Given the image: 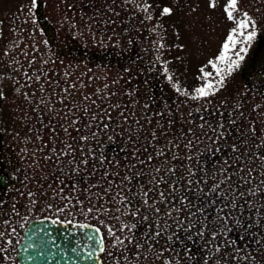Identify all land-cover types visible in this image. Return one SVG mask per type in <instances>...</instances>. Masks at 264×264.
Instances as JSON below:
<instances>
[{
    "label": "rangeland",
    "instance_id": "obj_1",
    "mask_svg": "<svg viewBox=\"0 0 264 264\" xmlns=\"http://www.w3.org/2000/svg\"><path fill=\"white\" fill-rule=\"evenodd\" d=\"M38 1L45 15L41 22L29 11L31 0H0V93L5 97L0 100V172L18 184L8 191V203L17 207L18 234L0 238V263L15 262V245L28 220L56 216L99 227L103 264H261L264 194L247 193L264 179L256 158L264 147H255L264 135V97L250 89L259 83L264 87V0L239 4L241 12L258 10L249 14L259 25L255 41L260 50L254 51V41L225 86L198 100L190 97L203 84L199 69L215 59L235 27L223 12L227 0H216L214 9L207 7L208 0H133L131 15L119 0L87 6L82 1L88 0ZM145 4L151 5L147 12ZM163 7H171L173 14L160 16ZM77 16H82L80 32L73 22ZM72 29L78 34L67 36ZM205 71L218 79L210 66ZM173 84L187 94H179ZM221 123L224 127H217ZM245 135L248 148L242 144ZM189 140L193 143L185 147ZM108 144L115 146L108 150ZM233 145L240 150L233 152ZM73 147H83L76 157L82 179L78 171L69 173L77 163L65 161ZM242 153L248 154L237 160ZM246 162L253 169L251 177ZM124 176L130 182L122 181ZM123 196L127 202H121ZM144 199L161 209L158 217ZM230 200L236 201L235 209ZM137 206L149 221L131 215ZM217 214L229 219L220 229L223 235L212 240V228L221 224ZM125 223L137 224V239L154 233L157 225L168 227L151 241V252L145 241L139 259L125 240V261L124 246L113 247L116 237L132 235L120 231ZM233 240L235 246L225 244ZM216 246L220 252L214 251Z\"/></svg>",
    "mask_w": 264,
    "mask_h": 264
},
{
    "label": "snow or ice",
    "instance_id": "obj_2",
    "mask_svg": "<svg viewBox=\"0 0 264 264\" xmlns=\"http://www.w3.org/2000/svg\"><path fill=\"white\" fill-rule=\"evenodd\" d=\"M125 2H128V0H125ZM239 4H240V0H227V4L224 6L223 8V12L226 15L227 19L229 21H232L233 23H235V27L233 29H231L226 37L225 42L222 44L219 54L215 57L214 60L210 59L207 61V65H205V67L210 66L213 69V72L215 73V77H218V79H214L213 78V73L210 72H206L205 71V67H201L199 69L200 73H201V79L203 80V84L200 87H196L194 89V95H192L190 98L193 100H198L201 98H206L210 95H215L221 88H223L225 86V80L228 76H231L232 73L234 71H236L237 69H239L241 67V63L245 60V57L248 54L249 48L252 46L253 42L256 40L257 35H258V28L259 25L257 23V21L247 12V11H240L239 8ZM38 6V0H31V5H30V12H33ZM151 7V5L149 4H145L143 10L145 12H147L149 10V8ZM207 7L209 9H214L216 8V0H208L207 2ZM193 11H195V9H193ZM173 14V9L171 7H163L160 11V16L162 17H167V16H171ZM148 19H151V16L148 17ZM33 23H35V21H33ZM178 35V34H177ZM161 47H163V45H161ZM177 47H181L180 45H177ZM229 53H232V55H229ZM165 72L167 73V68H165ZM169 81H172V76H168ZM173 87L175 88V90L181 94V95H186L187 93L185 91H182L179 87L178 84H173ZM17 91H19L17 89ZM26 95V94H25ZM5 99L3 93H0V100ZM118 107V105H117ZM85 112H87V109H85ZM121 115H123V113H121ZM92 120H96L97 117L95 115H93ZM234 122V121H233ZM73 125H76L78 123V121L76 120H72L70 122ZM157 123L159 124V121H157ZM91 127V126H89ZM109 127V125L105 124L103 126V130H107V128ZM203 127V126H201ZM217 127L219 128H223L224 125L221 123L219 125H217ZM77 131H80L79 128L76 129ZM68 128L65 127L64 128V132L68 133ZM213 131H216L215 128H213ZM70 135V133H69ZM93 136H96L97 133L93 132L92 133ZM222 137V133L219 134ZM153 137H155V132H153ZM80 139L82 141H87L88 137L81 135ZM109 139H111V137H109ZM260 140L262 143L260 144H256L255 147L257 149L264 147V135H262L260 137ZM193 143V141L189 140L188 143L185 145V147H189L191 144ZM243 147L248 148V144H249V138L247 135L244 136V139L242 141ZM68 147H71V145H68ZM219 149H217L218 151ZM240 149L236 146L233 145L232 146V151L233 152H238ZM249 151H251V149H249ZM162 154V153H160ZM248 153H242L240 157H237L236 159L239 160L242 158L243 155H247ZM59 158V157H58ZM190 158V157H189ZM257 159H259L262 163H261V173L264 174V154H260L258 156H256ZM101 159V163H103V158H99ZM71 163V161H70ZM83 164L87 165L89 163L88 160H83L82 161ZM245 170L247 171V175L249 177H251L253 169L247 167V162L245 164ZM157 173L161 171L160 168H157L155 170ZM168 171H171V169H168ZM142 175V173H136V176H140ZM158 178L157 177H153L152 180L156 181ZM162 179V178H160ZM241 179L245 180L246 183H248L249 185L252 184L251 179H245L244 177H241ZM122 181H129L130 182V178L128 176H124L121 177ZM221 183H223V181H221ZM120 187V186H118ZM217 187H219V185H217ZM105 191H107V189H105ZM151 191V190H149ZM248 195H251L253 197H259L260 195L264 194V179H260L259 183L255 186V187H250L249 191L247 193ZM116 195H120V193H117ZM145 196H148V192L146 191L144 193ZM160 197H161V202L164 201L165 199V194L164 192H160L159 193ZM239 195L241 197L245 196L246 194L241 192L239 193ZM128 198L126 196L121 197V202H127ZM142 203L144 205L147 206L148 210L151 212H154L157 217L160 215L161 213V209L155 204V203H149V201L147 199H144L142 201ZM229 204L231 205L232 208H236L237 204L235 200H230ZM252 205L251 203H249V208H251ZM223 210V209H222ZM91 211V209H90ZM175 211H180V209H175ZM257 211H259L257 209ZM141 214V209L140 207H136L135 210L131 213V215L133 217L136 216H140V219L142 221H149L151 218L149 217V215L147 213H144L143 215ZM168 216H171L172 213L169 212L167 213ZM189 219H191L189 217ZM217 219L221 221V224L219 227H213L212 228V240H216V238L220 235H223V233L221 232L220 229L225 227V224L228 222V217L224 216L221 217L219 214H217ZM152 223H156L155 220H152ZM237 224L240 223V220L238 219L236 221ZM195 225H191V227H194ZM168 225L165 224L164 228L161 229L159 225H157L156 227V231L154 233H149V232H145L143 234V239H137L135 236V229L137 228V224L136 223H125L120 231L123 232L125 231V229L127 230L128 233H131L132 235L130 236H126L123 239H121L120 237H116L115 238V243L113 244V247H119L121 245H123L124 247L121 249V255H123V258L125 261L129 260V257L127 255H124L125 252L129 251L128 249V245L125 244V240H127L128 244L133 245V247L136 250L137 253V259H139V250L144 247L145 241L149 243V246L147 248V251L151 252L152 251V247H151V241L155 240L156 238L160 237L163 233V231L167 230ZM202 227H207L206 225L202 224ZM250 227V225H249ZM185 231H189V229H184ZM99 231V230H97ZM110 234H111V230ZM227 231H231V229H227ZM114 235V234H113ZM199 235L204 236L205 232L201 231L199 232ZM191 238V237H189ZM88 239L90 241H94V243L96 245H99V251L103 252L104 251V247H103V241L99 240V239H95L92 236H89ZM173 239V236L169 235L167 237L168 241H171ZM241 239H243V237H241ZM256 244H260L261 241L259 239H256ZM225 244L228 246H235L236 241H225ZM73 252L76 251V249H72ZM215 252H220L221 249L219 246H216L214 249ZM237 251H239L237 249ZM264 251V250H261ZM89 258L92 257V255H94L93 252H89L88 253ZM191 258V257H189ZM245 259H247V257H245ZM257 259H259V253H258V257ZM165 264H168V262L166 261ZM205 264H208V261L205 260ZM261 264H264V261H261Z\"/></svg>",
    "mask_w": 264,
    "mask_h": 264
},
{
    "label": "water",
    "instance_id": "obj_3",
    "mask_svg": "<svg viewBox=\"0 0 264 264\" xmlns=\"http://www.w3.org/2000/svg\"><path fill=\"white\" fill-rule=\"evenodd\" d=\"M97 230L87 223L64 226L49 219H33L22 231L17 246L18 264H102L99 245L88 239L92 236L103 241ZM89 252L94 253L91 258Z\"/></svg>",
    "mask_w": 264,
    "mask_h": 264
},
{
    "label": "flooded vegetation",
    "instance_id": "obj_4",
    "mask_svg": "<svg viewBox=\"0 0 264 264\" xmlns=\"http://www.w3.org/2000/svg\"><path fill=\"white\" fill-rule=\"evenodd\" d=\"M75 2H77V0H75ZM100 2H103V3L104 2L105 3H116L117 1L116 0H104V1L103 0H92V1L88 0L87 2L82 1V3L86 4V6H87V4H93V3L94 4H96V3L99 4ZM132 2H133V0H128V2H125V0H119L118 1V3H122L124 5V8L126 9L125 11H127L129 15H131L132 14L131 13L132 10H134L136 8V7L134 8V5L132 4ZM117 6L121 7L122 5L117 4ZM37 7H39V9L38 10L35 9L33 11L32 17H35V20L37 19L38 22H41L42 20H44L43 18L45 17V15L42 12V9H41L42 5L39 4V1H38V6ZM53 9L58 14V11H59L58 6L57 5H53ZM116 9H119V8H115V13L117 12ZM63 11L66 13V5L63 7ZM257 11H258L257 8H254V7L252 8V10H251V7L247 8V12L250 13V14H251V12L255 13ZM26 13H27L26 10L22 11V15L25 14V17H27ZM16 15L20 16V17L22 16V15H18V14H16ZM81 18H82V16H80V17L77 16L75 18V20L73 21L76 24V27H77L78 30L82 27V23L80 21ZM97 24H98V21H97ZM100 26H99V29H100ZM44 32H46V31L44 30ZM79 32H80V30H79ZM77 34H78V31H75L74 29H72V31L70 33H68L67 36L71 35L69 37H72V36L77 35ZM77 45L78 46L82 45V41H79V44H77ZM259 50H260V43L258 41H255L254 51H259ZM259 84L257 86L253 85L252 87H250V89H252L253 91H258L259 95L261 97H264V87L260 88ZM174 145H175V140H173V144H172L173 149L175 147ZM112 146H115V145L108 144L106 146V148L108 150H110V149H112ZM73 148H75V147H73ZM81 149H83V147H76L73 150V152H71L68 155H65V161L67 159L68 161L77 163L76 157L79 156V154L81 152ZM73 159H75V160H73ZM74 166L75 167H73L69 171V173L73 174L75 171H78V177L80 179H82L81 171H80L81 165H78V163H77ZM13 186L15 187V189H17L18 184L15 182L14 178L13 179H9L8 175L6 173L0 172V204L2 206H4V207L0 206V208H3V210L0 209V220L2 221L1 227H0V238H15V237H17V234H18V232H17L18 230L15 229V228H17L15 226L18 223V221H17V218H18L17 207H15V205L12 206L10 203H8L9 195H11V193H8V191H11ZM26 194L27 195H33V192L26 193ZM3 199H5L6 202H2ZM3 215H4V217H3ZM36 218H48V219L54 220L58 224H62L64 226H79L81 223L85 222V221H79L77 219H69V218L61 219V218L56 217V216H54V217L43 216V217H36ZM32 219H34V218H32ZM30 220H28V221H30ZM2 228H3V230H1ZM22 230H23V228H22ZM22 230H21V234H22ZM20 238H21V236H20ZM18 242H19V240H18ZM16 245H17V243H16ZM16 245H15V256H14L15 257V262L12 263V264H17ZM6 254L7 255H11V252L6 251Z\"/></svg>",
    "mask_w": 264,
    "mask_h": 264
}]
</instances>
